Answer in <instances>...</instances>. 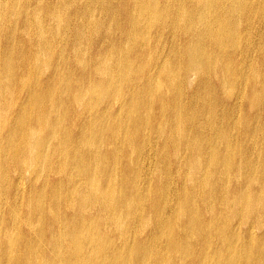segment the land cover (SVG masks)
<instances>
[{
	"label": "bare ground",
	"instance_id": "1",
	"mask_svg": "<svg viewBox=\"0 0 264 264\" xmlns=\"http://www.w3.org/2000/svg\"><path fill=\"white\" fill-rule=\"evenodd\" d=\"M0 264H264V0H0Z\"/></svg>",
	"mask_w": 264,
	"mask_h": 264
}]
</instances>
